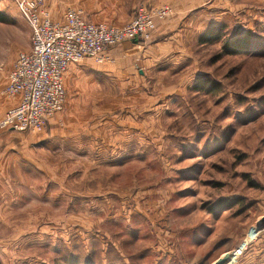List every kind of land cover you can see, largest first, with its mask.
<instances>
[{
  "label": "rangeland",
  "instance_id": "obj_1",
  "mask_svg": "<svg viewBox=\"0 0 264 264\" xmlns=\"http://www.w3.org/2000/svg\"><path fill=\"white\" fill-rule=\"evenodd\" d=\"M201 1L192 33L71 66L42 133L0 131V264H264V0ZM30 42L0 0V70Z\"/></svg>",
  "mask_w": 264,
  "mask_h": 264
},
{
  "label": "built area",
  "instance_id": "obj_2",
  "mask_svg": "<svg viewBox=\"0 0 264 264\" xmlns=\"http://www.w3.org/2000/svg\"><path fill=\"white\" fill-rule=\"evenodd\" d=\"M16 6L31 28V49L18 54L0 88V98L17 100L0 120V129L34 134L42 133L64 110L65 75L71 66L84 60L110 62L107 51L123 44H130L134 52L152 38L157 20L170 13L168 7L141 5L129 23L115 26L90 22L82 10L71 7L55 21L44 0H16Z\"/></svg>",
  "mask_w": 264,
  "mask_h": 264
},
{
  "label": "crops",
  "instance_id": "obj_3",
  "mask_svg": "<svg viewBox=\"0 0 264 264\" xmlns=\"http://www.w3.org/2000/svg\"><path fill=\"white\" fill-rule=\"evenodd\" d=\"M165 3L170 4L175 9L176 14L175 16L170 17L166 21L160 23L158 22L156 24L157 27L153 33L154 40L156 39V43H157V39L163 36H169V38L166 39L168 41H173V40L175 41V39H177V37L181 35L183 32L192 33V27H194L193 24L194 20L204 17L203 8L202 6H200L203 4V1L199 2V0H57V4L59 6L63 5L64 7L67 5L71 8L73 7L76 9L93 10V12L89 11L88 14L85 13L86 15H88L87 16L88 19L85 17L84 18L90 22L106 23L115 26H122L127 24L129 21H131L135 17L137 9L141 5H145L151 8ZM127 9L129 10L136 9V12L132 14L123 13V10H127ZM54 19L56 20L60 19L61 21L62 15L59 18L54 17ZM31 36H32V32H31ZM4 47L6 46L5 45L1 46L0 53H5V50L8 49V47H6L7 49ZM2 48H4L3 52H2ZM153 48H154L153 45L151 46L146 45L144 49L140 48L141 51L144 53L143 57L145 60L153 62L154 59ZM30 49H31V42H30V48L25 52L30 51ZM137 49L139 50V46ZM119 52H121L120 46L110 49L109 51H107V54L109 56L110 55L116 56ZM12 67L9 70H0V88L6 84L8 75L12 70ZM16 103L17 100H7L0 98V120L3 118L5 113L10 108L16 105ZM0 131H5V130L0 129Z\"/></svg>",
  "mask_w": 264,
  "mask_h": 264
},
{
  "label": "bare ground",
  "instance_id": "obj_4",
  "mask_svg": "<svg viewBox=\"0 0 264 264\" xmlns=\"http://www.w3.org/2000/svg\"><path fill=\"white\" fill-rule=\"evenodd\" d=\"M23 52V51H22ZM133 54V53H132ZM66 76V75H65ZM257 234V233H256ZM254 233H251L246 241L247 242H251V240L253 239L254 235H256ZM246 244L242 245L240 248H236V250L232 253H226L220 260H222L223 262H226V260H228V257L233 256V257H237V256H241L243 254V251L245 250ZM232 257V258H233ZM235 257V258H236ZM234 261V260H233ZM224 264V263H223Z\"/></svg>",
  "mask_w": 264,
  "mask_h": 264
},
{
  "label": "water",
  "instance_id": "obj_5",
  "mask_svg": "<svg viewBox=\"0 0 264 264\" xmlns=\"http://www.w3.org/2000/svg\"><path fill=\"white\" fill-rule=\"evenodd\" d=\"M261 222H262V225L264 226V217L262 218V221ZM223 263H225V262H223L222 260L219 259L216 264H223Z\"/></svg>",
  "mask_w": 264,
  "mask_h": 264
},
{
  "label": "trees",
  "instance_id": "obj_6",
  "mask_svg": "<svg viewBox=\"0 0 264 264\" xmlns=\"http://www.w3.org/2000/svg\"><path fill=\"white\" fill-rule=\"evenodd\" d=\"M212 34V33H211Z\"/></svg>",
  "mask_w": 264,
  "mask_h": 264
}]
</instances>
